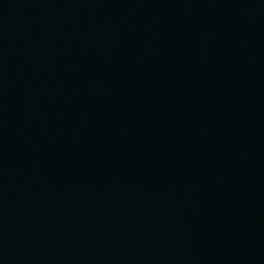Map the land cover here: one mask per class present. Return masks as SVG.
<instances>
[{"label": "water", "instance_id": "1", "mask_svg": "<svg viewBox=\"0 0 264 264\" xmlns=\"http://www.w3.org/2000/svg\"><path fill=\"white\" fill-rule=\"evenodd\" d=\"M0 264H264V0H0Z\"/></svg>", "mask_w": 264, "mask_h": 264}]
</instances>
